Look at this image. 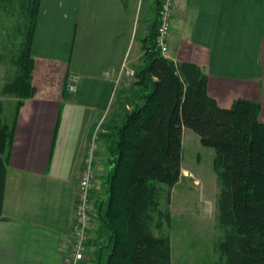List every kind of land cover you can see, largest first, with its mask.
<instances>
[{
	"label": "crops",
	"instance_id": "crops-1",
	"mask_svg": "<svg viewBox=\"0 0 264 264\" xmlns=\"http://www.w3.org/2000/svg\"><path fill=\"white\" fill-rule=\"evenodd\" d=\"M161 1L39 0L31 47L36 71L67 74V81L73 76L77 90L62 93L35 80L36 94L18 112L6 165L0 264H63L87 139L99 125L96 174L103 136L132 107V82L123 77L115 85L103 72L125 61L133 71L141 65ZM166 58L199 67L219 107L246 99L259 103L264 118V0H174ZM94 192L95 186L92 216Z\"/></svg>",
	"mask_w": 264,
	"mask_h": 264
},
{
	"label": "trees",
	"instance_id": "trees-1",
	"mask_svg": "<svg viewBox=\"0 0 264 264\" xmlns=\"http://www.w3.org/2000/svg\"><path fill=\"white\" fill-rule=\"evenodd\" d=\"M3 1L5 10H12L18 2L22 21L16 28L18 49L10 50L9 78L0 91V96L16 100L10 122L4 119L0 100V221L17 115L23 102L36 92L31 85V47L39 4V0ZM156 29L157 23L142 63L134 69L132 109L121 125L103 136L110 170L104 201L93 208L99 230L88 239L87 254L95 244L94 264H172L170 238L164 232L171 214L161 210V202L169 205V190L181 179L182 134L189 129L203 147L215 153L213 164L220 186L217 221L223 232L215 264H264L261 106L240 98L230 108L219 107L208 95L207 77L199 67L175 64L161 55Z\"/></svg>",
	"mask_w": 264,
	"mask_h": 264
},
{
	"label": "rangeland",
	"instance_id": "rangeland-1",
	"mask_svg": "<svg viewBox=\"0 0 264 264\" xmlns=\"http://www.w3.org/2000/svg\"><path fill=\"white\" fill-rule=\"evenodd\" d=\"M17 5H19L18 2ZM16 6L12 10H5L4 1L0 0V91L9 78L10 50L16 52L20 40L16 28L22 19ZM33 63L31 85L36 92L35 80L41 85L46 83L48 88L59 89L65 93L67 85L70 83L67 81L66 74L51 75L48 68L36 71L34 59ZM125 78L127 81H134V78ZM0 100L4 103V119L10 122L16 100L12 96H0ZM214 155L211 148L203 147L200 144L199 137L194 132L184 129L181 153L182 176L179 183L169 190L171 195L169 205L165 207L164 201L161 202V204L163 203L161 210L168 209L171 214L170 225L164 228V232L170 238L172 264H215L219 261L220 257L216 247L223 232L218 227L217 221L220 186L213 164ZM96 159L98 165L96 174L94 173L93 208L102 203L105 198V177L110 170V156L106 151L105 144ZM163 189L164 191L168 190L166 187ZM93 217L91 230H94V233L99 230V223L96 221L95 215ZM94 237L92 236L91 240ZM92 246L94 251L91 256L87 254V257L90 261L93 257V261H95L97 248L95 244Z\"/></svg>",
	"mask_w": 264,
	"mask_h": 264
},
{
	"label": "built area",
	"instance_id": "built-area-1",
	"mask_svg": "<svg viewBox=\"0 0 264 264\" xmlns=\"http://www.w3.org/2000/svg\"><path fill=\"white\" fill-rule=\"evenodd\" d=\"M174 0H162L158 11L156 29V46L163 57L168 54V37L171 25V16ZM105 79L114 78V84L120 83L121 78H134V71L130 70L125 61L119 70L107 68L103 72ZM67 90L75 93L77 90L76 78L70 77ZM100 127H96L89 139L81 161L79 180L76 192L74 218L71 224V242L63 264H88L87 241L93 216L91 212V192L94 188V156L98 150V133Z\"/></svg>",
	"mask_w": 264,
	"mask_h": 264
},
{
	"label": "bare ground",
	"instance_id": "bare-ground-1",
	"mask_svg": "<svg viewBox=\"0 0 264 264\" xmlns=\"http://www.w3.org/2000/svg\"><path fill=\"white\" fill-rule=\"evenodd\" d=\"M166 58V57H165Z\"/></svg>",
	"mask_w": 264,
	"mask_h": 264
}]
</instances>
